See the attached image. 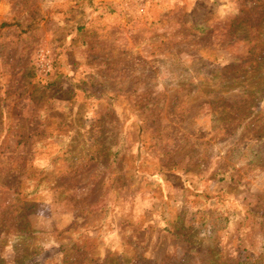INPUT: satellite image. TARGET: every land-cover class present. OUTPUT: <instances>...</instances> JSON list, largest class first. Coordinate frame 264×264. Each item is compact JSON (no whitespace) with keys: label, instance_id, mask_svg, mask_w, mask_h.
<instances>
[{"label":"rangeland","instance_id":"rangeland-1","mask_svg":"<svg viewBox=\"0 0 264 264\" xmlns=\"http://www.w3.org/2000/svg\"><path fill=\"white\" fill-rule=\"evenodd\" d=\"M263 14L0 0V264H264Z\"/></svg>","mask_w":264,"mask_h":264},{"label":"trees","instance_id":"trees-1","mask_svg":"<svg viewBox=\"0 0 264 264\" xmlns=\"http://www.w3.org/2000/svg\"><path fill=\"white\" fill-rule=\"evenodd\" d=\"M6 26H8V24L3 22L0 27L4 28ZM259 35L261 36V39L264 41V14H263V18H262L261 23H260ZM255 95H257V93H254V94L249 93V94H246V97L247 98H253V97H255ZM250 117L249 116H248V118L245 117V118H243V120L247 119V121H249ZM49 169H50V167L47 166V167H44L41 169H36L34 173L31 172L28 174V179L30 181H29V187L25 192L26 196L35 195L36 193H38L40 191V189L43 186H46L47 184H49V182H48L49 179L52 180L54 178L53 176L48 174ZM36 173H38V175H34ZM39 251H41V249ZM115 264H122V263L116 261Z\"/></svg>","mask_w":264,"mask_h":264}]
</instances>
